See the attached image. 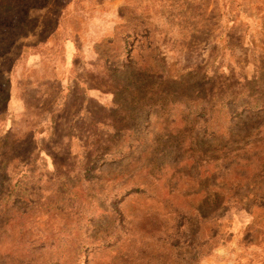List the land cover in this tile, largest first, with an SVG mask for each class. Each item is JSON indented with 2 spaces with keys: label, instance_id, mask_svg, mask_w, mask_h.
Returning <instances> with one entry per match:
<instances>
[{
  "label": "rangeland",
  "instance_id": "rangeland-1",
  "mask_svg": "<svg viewBox=\"0 0 264 264\" xmlns=\"http://www.w3.org/2000/svg\"><path fill=\"white\" fill-rule=\"evenodd\" d=\"M0 264H264V0H0Z\"/></svg>",
  "mask_w": 264,
  "mask_h": 264
}]
</instances>
